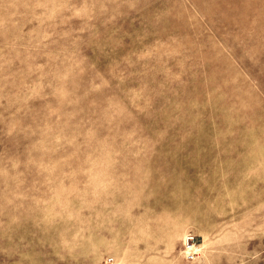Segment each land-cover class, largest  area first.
Masks as SVG:
<instances>
[{"label": "rangeland", "instance_id": "rangeland-1", "mask_svg": "<svg viewBox=\"0 0 264 264\" xmlns=\"http://www.w3.org/2000/svg\"><path fill=\"white\" fill-rule=\"evenodd\" d=\"M0 264H264V0H0Z\"/></svg>", "mask_w": 264, "mask_h": 264}, {"label": "built area", "instance_id": "built-area-1", "mask_svg": "<svg viewBox=\"0 0 264 264\" xmlns=\"http://www.w3.org/2000/svg\"><path fill=\"white\" fill-rule=\"evenodd\" d=\"M196 240V236L193 234H189L184 240V253L186 254L187 259L189 260H193L197 257L198 252L195 247Z\"/></svg>", "mask_w": 264, "mask_h": 264}]
</instances>
